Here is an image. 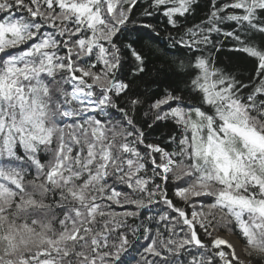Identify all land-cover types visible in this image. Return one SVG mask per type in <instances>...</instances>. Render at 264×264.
Wrapping results in <instances>:
<instances>
[{
    "label": "snow or ice",
    "instance_id": "1",
    "mask_svg": "<svg viewBox=\"0 0 264 264\" xmlns=\"http://www.w3.org/2000/svg\"><path fill=\"white\" fill-rule=\"evenodd\" d=\"M0 264H264V0H0Z\"/></svg>",
    "mask_w": 264,
    "mask_h": 264
},
{
    "label": "trees",
    "instance_id": "2",
    "mask_svg": "<svg viewBox=\"0 0 264 264\" xmlns=\"http://www.w3.org/2000/svg\"><path fill=\"white\" fill-rule=\"evenodd\" d=\"M207 2V0H200V3H201V5H203V4H205ZM200 16H203V9H201L199 12H198V17H200ZM161 21V18L159 17V16H157L156 17V19L154 20V21H152L153 23H157V22H160ZM190 21L192 22V23H196V22H198V19L197 18H190ZM166 35H167V33L165 32V31H161L160 32V37H161V39H163L164 37H166ZM219 58H220V60L221 61H227V59H228V54L227 53H221L220 55H219ZM233 60L235 61L236 60V58L235 57H233ZM240 63L242 64V65H244L245 66V74H247V71H246V69H247V67H250V65H245V62L244 61H240ZM159 131H164V129H160ZM158 134V133H157Z\"/></svg>",
    "mask_w": 264,
    "mask_h": 264
},
{
    "label": "bare ground",
    "instance_id": "3",
    "mask_svg": "<svg viewBox=\"0 0 264 264\" xmlns=\"http://www.w3.org/2000/svg\"><path fill=\"white\" fill-rule=\"evenodd\" d=\"M221 235H226L225 233H221ZM233 239V241H234V238H232Z\"/></svg>",
    "mask_w": 264,
    "mask_h": 264
}]
</instances>
